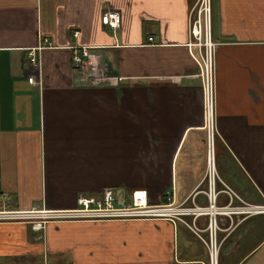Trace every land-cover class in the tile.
I'll return each mask as SVG.
<instances>
[{
  "label": "crops",
  "instance_id": "crops-1",
  "mask_svg": "<svg viewBox=\"0 0 264 264\" xmlns=\"http://www.w3.org/2000/svg\"><path fill=\"white\" fill-rule=\"evenodd\" d=\"M195 1L0 0V211L73 209L105 188L129 203L132 192H147L130 182L139 169L170 187L158 200L146 193L150 204L207 205L202 89L187 45ZM108 11L119 16L115 29L101 22ZM212 39L216 205H261L264 0H212ZM74 47L91 49L116 83H83ZM133 137L152 140L128 150L124 139ZM185 220L198 230L208 223ZM217 242L218 264H264V215L217 216ZM206 261V247L180 222L47 223L42 231L0 222V264Z\"/></svg>",
  "mask_w": 264,
  "mask_h": 264
},
{
  "label": "built area",
  "instance_id": "built-area-1",
  "mask_svg": "<svg viewBox=\"0 0 264 264\" xmlns=\"http://www.w3.org/2000/svg\"><path fill=\"white\" fill-rule=\"evenodd\" d=\"M103 25L116 28L119 16L115 12H105L101 17ZM188 47L190 56L198 69L196 75L201 82L203 103V129L205 131V150L208 182L204 194L207 205L197 207L194 202L187 200L175 203L168 197L165 204H150L143 191H134L127 203L118 197L113 188H105L98 197H79L73 209L66 210H32V211H0V222H23L35 231L45 229L47 223L65 222H104L116 220H164L172 223L180 222L188 227L202 242L207 250V261L203 264H218L219 244L217 242V216L232 217L233 215L264 214V206L249 205L240 201V205H233L232 201L224 206L216 205L217 192L214 179V157L216 145L215 133V49L217 43L212 39V0H196L188 13ZM152 42V38L148 39ZM40 50V48H37ZM29 65L38 70L37 53L35 49L28 53ZM71 61L74 69L81 76L85 84L98 86L104 83L113 84L117 79L107 76L97 55L89 48H73ZM29 84L36 83L34 76L27 79ZM233 194L230 193V198ZM235 197V196H234ZM200 216H207L208 223L205 230H198L193 223H188L185 217L194 220ZM207 233V237L203 233Z\"/></svg>",
  "mask_w": 264,
  "mask_h": 264
},
{
  "label": "rangeland",
  "instance_id": "rangeland-1",
  "mask_svg": "<svg viewBox=\"0 0 264 264\" xmlns=\"http://www.w3.org/2000/svg\"><path fill=\"white\" fill-rule=\"evenodd\" d=\"M127 142V149H134L135 147H140L143 146L145 147L146 145L149 144V142L152 139H148V138H129V139H124ZM146 171V170H145ZM141 170L139 169L137 171V173H139L138 175L134 176L130 182L135 183V184H139L141 185L143 188H145L147 190V195L150 198H155L158 200V191L161 194H165V192L167 190L170 189V187H164L162 184L164 182L163 177L161 176V178L159 179H152V178H142L140 176L141 174ZM160 184V185H159ZM122 190V189H121ZM115 192L117 193V191L115 190ZM131 198L128 197V201H130ZM249 204V203H248Z\"/></svg>",
  "mask_w": 264,
  "mask_h": 264
},
{
  "label": "bare ground",
  "instance_id": "bare-ground-1",
  "mask_svg": "<svg viewBox=\"0 0 264 264\" xmlns=\"http://www.w3.org/2000/svg\"><path fill=\"white\" fill-rule=\"evenodd\" d=\"M249 205H252V204H249ZM254 206H256V205H254ZM260 206H264V204H261ZM237 216H244L245 218H248V217H252V216H258V215H264V214H258V213H256V214H245V213H240V214H236ZM235 215V216H236Z\"/></svg>",
  "mask_w": 264,
  "mask_h": 264
},
{
  "label": "water",
  "instance_id": "water-1",
  "mask_svg": "<svg viewBox=\"0 0 264 264\" xmlns=\"http://www.w3.org/2000/svg\"><path fill=\"white\" fill-rule=\"evenodd\" d=\"M101 64H102V67H103V69H104V71H105V74H106L107 72H106V69H105V67H106V66H105V62H103V63L101 62ZM107 74H109V73H107ZM107 76H112V75H107Z\"/></svg>",
  "mask_w": 264,
  "mask_h": 264
}]
</instances>
